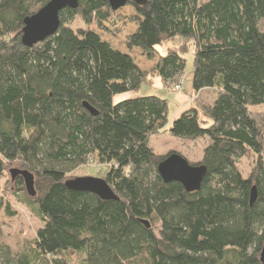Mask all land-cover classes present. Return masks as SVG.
<instances>
[{
	"label": "trees",
	"instance_id": "1",
	"mask_svg": "<svg viewBox=\"0 0 264 264\" xmlns=\"http://www.w3.org/2000/svg\"><path fill=\"white\" fill-rule=\"evenodd\" d=\"M48 1L0 0V175L17 163L36 176L34 195L15 179L42 221L31 251L18 256L1 243L0 226V264H71L69 253L78 264H264V112L252 109L264 110V0H129V15L108 0H78L59 12L53 35L23 45L24 18ZM76 16L86 26L70 27ZM127 20L135 27L126 51L93 28L113 36ZM175 38L192 43L193 90L214 89L211 103L185 107L168 128L174 137L209 141L201 161L188 160L207 168L193 192L157 172L172 153L150 145L167 123V99L114 102L150 74L176 84L186 51L156 47ZM132 50L152 60L150 69ZM248 153L256 159L244 175L238 162ZM93 157L107 166L103 179L118 199L65 185ZM2 209L10 214L8 204Z\"/></svg>",
	"mask_w": 264,
	"mask_h": 264
},
{
	"label": "rangeland",
	"instance_id": "2",
	"mask_svg": "<svg viewBox=\"0 0 264 264\" xmlns=\"http://www.w3.org/2000/svg\"><path fill=\"white\" fill-rule=\"evenodd\" d=\"M118 14L129 15L132 13L130 6H123L116 10ZM69 26L73 29L86 26L81 18L76 16ZM133 22L126 21L122 32L109 35L97 29L102 38L107 40L114 48L126 51L125 48V35L134 29ZM160 52H164L167 47H175L182 49L187 53L185 56L186 65L182 76L176 82L179 83V88L172 90L173 85L165 86L164 83L155 75H149L148 80L144 82L138 91H127L114 96V102L120 101L125 98H130L138 95H156L167 99V123L163 130L153 134L150 137V145L153 150L160 155L169 152H179L192 163H198L202 159L203 148L208 144L207 138L186 139L178 138L169 134L168 128L172 119L177 116L185 107L195 104H209L213 100V88L202 89L195 92L192 88V70H193V57L190 55L192 50V43L188 40L175 38L172 40L164 41L161 45L156 46ZM135 62L142 69H150L152 60L141 53L140 50H132L131 52ZM254 114L262 113L264 110L261 107H253ZM259 115V114H258ZM256 157L248 153L242 157L239 162V168L244 175L254 167ZM11 168H21L19 164L14 163L0 175V202L4 205L8 204L10 214H6L4 209L0 210V226L2 228L1 243L6 245L11 254L18 256L24 252L29 253L34 245L37 230L42 226V221L37 216L34 203L26 201V197L17 184V179H12L9 170ZM107 166L100 164L94 157L88 160L85 164L78 166L70 171L66 178H73L76 176H94L104 177ZM36 179V176L34 175ZM155 228L159 227V223L154 224ZM68 258L71 264H78L80 259L77 254L69 253ZM39 261L37 264H40Z\"/></svg>",
	"mask_w": 264,
	"mask_h": 264
},
{
	"label": "water",
	"instance_id": "3",
	"mask_svg": "<svg viewBox=\"0 0 264 264\" xmlns=\"http://www.w3.org/2000/svg\"><path fill=\"white\" fill-rule=\"evenodd\" d=\"M129 0H108L112 10L123 7ZM137 5L146 4L147 0H132ZM78 0H49L45 5L32 15L23 20L21 33V43L25 46H32L53 35L59 27V12L63 8H76ZM84 107L92 114L97 115V111L88 103H83ZM12 179L21 176L28 194L34 195V176L27 170L11 168L9 170ZM157 172L165 182L176 181L182 184L188 192L198 191L207 173V168L203 164H192L178 152H172L165 156L157 164ZM65 185L76 191H87L97 195L102 200L118 199L110 186L103 178L94 176H76L65 180ZM257 191L253 185L250 190V204L256 199ZM146 227L150 226L147 219H141ZM260 260L264 262V241L260 251Z\"/></svg>",
	"mask_w": 264,
	"mask_h": 264
},
{
	"label": "built area",
	"instance_id": "4",
	"mask_svg": "<svg viewBox=\"0 0 264 264\" xmlns=\"http://www.w3.org/2000/svg\"><path fill=\"white\" fill-rule=\"evenodd\" d=\"M178 88H179V83L178 84L176 83V84L173 85L172 90H176Z\"/></svg>",
	"mask_w": 264,
	"mask_h": 264
},
{
	"label": "crops",
	"instance_id": "5",
	"mask_svg": "<svg viewBox=\"0 0 264 264\" xmlns=\"http://www.w3.org/2000/svg\"><path fill=\"white\" fill-rule=\"evenodd\" d=\"M159 80H161L159 77H157Z\"/></svg>",
	"mask_w": 264,
	"mask_h": 264
}]
</instances>
